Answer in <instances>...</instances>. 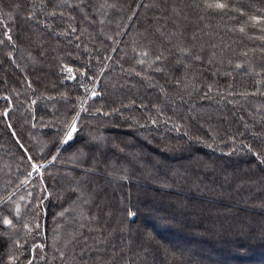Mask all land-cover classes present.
Returning a JSON list of instances; mask_svg holds the SVG:
<instances>
[{"label":"trees","instance_id":"16d2710c","mask_svg":"<svg viewBox=\"0 0 264 264\" xmlns=\"http://www.w3.org/2000/svg\"><path fill=\"white\" fill-rule=\"evenodd\" d=\"M226 2L84 0L45 18L40 0H0V264H213L175 237L226 264L264 263V165L245 148L264 156V0ZM178 45L200 59L177 63ZM145 49L163 51V71L137 63Z\"/></svg>","mask_w":264,"mask_h":264},{"label":"snow or ice","instance_id":"6c2138e0","mask_svg":"<svg viewBox=\"0 0 264 264\" xmlns=\"http://www.w3.org/2000/svg\"><path fill=\"white\" fill-rule=\"evenodd\" d=\"M48 2L49 0H40V5H39V11L41 13V15L45 18H52V17H55L57 16L58 14L60 16H64L65 13L64 11H60L59 13H57V9L59 8H77L79 9L81 12L84 11L83 7H82V4L84 2V0H76L75 3L72 2V0H58V2H54L53 3V7L51 10H48L46 11L45 9H47L48 7ZM139 6V5H138ZM199 6V5H197ZM203 6H204V9L208 10V9H211V10H220V11H223L227 8H229V4L226 2V0H203ZM35 5H33V8L35 9ZM101 8H113L115 7L114 4H109L107 2H105L104 4H101L100 5ZM145 8L149 7V5L145 4L144 5ZM233 10H238V9H233ZM241 15H243V12H241ZM29 20H35L37 24H40L42 25L43 27L47 28L49 31H51V27L52 25L50 23H47L46 22V19H38L36 17V11L33 10L31 12H29L28 14V17H27ZM85 18L87 19V15H85ZM70 19H74V17H70ZM129 19H132V17H129ZM251 19L253 20H256L257 18L256 17H251ZM101 23H103V20L100 21ZM69 28H71V31L72 32H75L76 31V28L73 27L71 24L68 25ZM157 31H159V29H157ZM240 31L243 32L244 31V28L241 27L240 28ZM63 35H66L67 33H61ZM4 36L7 38L8 41H12V36L9 34L8 31H5L4 32ZM109 39H111V37H109ZM4 41L3 40H0V44H2ZM15 46V45H13ZM177 50L179 52H181V57L178 58L177 60V63H184V59L185 58H188V57H191L192 59H195V60H199L200 57L199 56H193L190 49L188 48H184L182 46H177ZM135 51V49H134ZM9 57H11V53L8 54ZM138 56L140 57V59L137 60V63L140 64V65H145L147 63V66L149 68H153L154 65H157L158 63L161 65V66H158V67H154V70L157 71V72H161L163 71V63L164 61L167 60V57L164 55L163 51H160L158 54H156L155 56H153L151 59H145L147 57H149V51L147 49L141 51L138 53ZM190 65L185 63L184 64V67L187 69ZM237 67L239 68L240 65H237ZM69 72H71L72 70L71 69H68ZM140 73H137V75H139ZM71 78V77H69ZM177 84H179V81H177ZM83 86V85H82ZM99 93L95 90H93L91 92V96L92 97H95L97 96ZM5 99H7V97H5ZM33 103H35V101H33ZM87 103V100H84L83 102L80 103V106H79V111L76 112L75 116L72 117L71 121L70 122H65V133L62 137V139H60L59 143L61 146H66V145H69L70 142H72L74 140V135L77 133V130H78V120H79V116H80V112H83V111H86L87 109L84 107V105ZM5 116H7V110H5V112L3 113ZM105 115H107V113H105ZM93 140H96V141H102L103 138L102 137H93ZM209 147H211V145H208ZM245 148H248L249 152H251V154L253 156H255L257 158V160L259 161L260 164L264 165V156H261L260 154H258L257 152L253 151L251 149L250 146L248 145H245ZM61 151V148L58 147L57 148V155H53L52 156V161H55L58 159V153ZM232 154L231 152L230 153H226V155H230ZM29 161H32V157L29 156L28 157ZM74 161H78V157L77 156H74L72 158ZM46 167L45 165L43 164H37L35 162H32L31 163V168H32V171H29L28 172V177H32L33 176V173H40L41 174V183H43V174L41 173V169ZM93 169L92 168H85L84 169V172L85 173H88V172H91ZM45 191H47L45 189ZM31 195V193L29 194ZM81 195H83V193H81ZM21 199H23V197H21ZM67 211V210H65ZM15 215L16 217L18 218L19 215H20V205L17 204L16 207H15ZM60 215H63V213H61ZM127 215L129 217H133L135 215L134 212H132L131 210L128 211ZM2 224L4 226L5 229H9V228H15L16 225L14 224L13 220L10 219L8 216H4L3 219H2ZM23 227L25 229H27L29 232L31 231V229L29 228V225L27 223H25L23 225ZM37 227H39V225L37 224ZM16 244V247L20 248L22 247V245L19 244V242H15ZM34 249L36 247H38L37 245H33L32 246ZM39 247H43V245H39ZM61 257H63L64 253H61L60 254ZM41 259H43V257H41ZM18 260V257H13V256H9L8 257V262L9 264H16V261ZM28 264H32V261L29 260L28 261Z\"/></svg>","mask_w":264,"mask_h":264},{"label":"rangeland","instance_id":"374dc122","mask_svg":"<svg viewBox=\"0 0 264 264\" xmlns=\"http://www.w3.org/2000/svg\"><path fill=\"white\" fill-rule=\"evenodd\" d=\"M114 13V12H113ZM83 50H85V49H83ZM72 70V69H71ZM64 73V75L66 76V78H68L69 79V81H70V83L71 82H74L75 81V71L74 70H72L71 72H69L68 71V69H66V68H64V71H63ZM69 77H71V78H69ZM86 85H92V86H87L86 87V92H88V94H87V96H90L91 95V92L93 91V90H95V91H97L98 93H99V91H98V87H99V83L97 84V80L96 81H91L89 84H86ZM7 110V109H6ZM8 113H9V109L7 110V116H6V120L8 119L7 117H8ZM14 131V137L15 138H17V135H16V132H15V130H13ZM18 139V138H17ZM160 158H162V157H160ZM167 160H170V158L169 159H167ZM170 162V161H169ZM1 175H2V173H0ZM3 177V176H2ZM7 177V175L6 176H4L3 177V179L0 181V185L2 184L1 182H3V180L5 179ZM164 217V214H163V216H162V218ZM159 218V217H158ZM156 231L155 232H153L154 234L156 233L158 236H160V235H165L166 233H168V230H166L165 232L166 233H159V232H161V231H159L158 230V228L157 229H155ZM151 231V230H150ZM160 238L161 239H163V240H165L162 236H160ZM179 238H174L173 239V241H170L171 242V244L174 246V249H177V248H180L181 249V245H184V247L186 246V245H189V246H192L193 248H194V251L195 252H189L188 254H192V253H194V256H198V257H200V258H203V260H205L206 259V262H209V263H213V264H226V260H224V259H222L221 260V255H222V253H221V251L219 250V251H216L215 253H214V255L211 253V250H210V248L207 246V247H205L204 245L203 246H201L200 244L198 245V247L197 246H195V243H191V242H186V243H183V244H181V242H180V244L178 243L179 242V240H178ZM167 241V240H166ZM181 241V240H180ZM243 243V241H239L236 245H234L235 247H237L238 245H242V246H245V247H252V246H254V244H252V245H250V246H248V245H246V244H242ZM261 264H264L263 262L261 263Z\"/></svg>","mask_w":264,"mask_h":264}]
</instances>
